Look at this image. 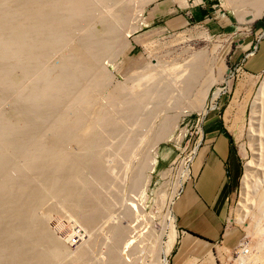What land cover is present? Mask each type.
Returning <instances> with one entry per match:
<instances>
[{
	"label": "bare ground",
	"instance_id": "1",
	"mask_svg": "<svg viewBox=\"0 0 264 264\" xmlns=\"http://www.w3.org/2000/svg\"><path fill=\"white\" fill-rule=\"evenodd\" d=\"M148 1L0 0V264H135L142 251L154 254L152 232L137 234L150 221L138 199L151 163L147 139L134 155L125 133L149 125L153 141L168 132L167 116L170 121L200 60L197 54L185 60L180 79L171 75L178 85L166 74H158L160 81L111 85L104 62L130 42L133 19ZM226 3L250 8L241 15L248 20L264 13V0ZM127 154L130 166L112 176ZM259 198L255 207L264 232V194ZM54 213L73 216L87 232L77 235L73 250L70 236L60 238L49 226ZM134 238L138 242L129 244ZM249 256L264 263V239Z\"/></svg>",
	"mask_w": 264,
	"mask_h": 264
},
{
	"label": "rangeland",
	"instance_id": "2",
	"mask_svg": "<svg viewBox=\"0 0 264 264\" xmlns=\"http://www.w3.org/2000/svg\"><path fill=\"white\" fill-rule=\"evenodd\" d=\"M140 10L139 15L136 13V19H133L134 28L126 35L127 42H130L120 49L112 61L104 62L113 75L111 85L119 83L130 87L136 82L140 85L155 78L160 81L159 76L164 74L178 85L179 81L175 80L180 75L177 73H185L186 62L195 54L199 57L200 67L187 93L178 99V106L170 111L173 120L169 121L167 116L168 128L171 126L168 132L154 139V142L151 140L153 130H147L151 128L149 125L145 126L148 128H129L128 133H125L126 137H131L130 152L132 150L137 155L145 147L150 152L151 163L144 169L145 182L138 199L151 222L139 228L137 234L143 238L148 234L147 231L152 232V241L158 243L156 246L159 248L156 249L154 245L153 252L156 255L142 251L141 258L135 264H163L162 257L165 255V264H170V248L177 240L176 232L179 231L173 210L174 201L186 180L191 177L192 166L198 162L199 152L208 150L218 135L228 142L233 173L221 224L226 248L216 261L211 259L210 264H231V259L235 257L234 250H238L241 243L246 245L248 253L240 256V260H244L243 264H254L249 254L264 239L262 220L258 219L255 207L261 199L259 197L264 194V147L260 144L264 139L258 132L262 126L264 70L254 73L243 64L245 56L255 45L257 35L261 33L254 32L253 26L264 18V13L248 20L242 16L250 12V8L237 9L227 4L226 0H149ZM171 75L176 78L171 79ZM144 140L148 147H144ZM130 159L129 154L124 157V165L122 162L123 167H119L121 173L125 164L130 166ZM119 170H114L112 176L118 173L122 176ZM120 182L125 184L122 180ZM249 189L250 194L247 193ZM72 217L54 213L49 219V226L55 235L74 239L73 244L67 237L71 250L77 244L75 240L87 234L84 227ZM121 222L127 224L129 220L121 218ZM106 234L102 231L99 233L102 236L100 238L106 239ZM137 240L134 238L129 244L137 243ZM87 261L90 263V260H81L83 264ZM194 261H185V264H202ZM81 262L77 260L72 264Z\"/></svg>",
	"mask_w": 264,
	"mask_h": 264
},
{
	"label": "crops",
	"instance_id": "3",
	"mask_svg": "<svg viewBox=\"0 0 264 264\" xmlns=\"http://www.w3.org/2000/svg\"><path fill=\"white\" fill-rule=\"evenodd\" d=\"M263 29L264 18H261L253 30L258 33ZM243 65L254 73L264 70V35L256 39ZM198 157V162L192 166L191 177L174 201L179 231L170 248V264H185L190 260L192 263L195 260L194 263L210 264L211 259L217 260L226 248L221 224L233 173L228 142L218 135L212 146L199 152Z\"/></svg>",
	"mask_w": 264,
	"mask_h": 264
},
{
	"label": "built area",
	"instance_id": "4",
	"mask_svg": "<svg viewBox=\"0 0 264 264\" xmlns=\"http://www.w3.org/2000/svg\"><path fill=\"white\" fill-rule=\"evenodd\" d=\"M262 35H264V29L261 30V33H259L256 37V39H259ZM247 248L245 244H240V248L238 250H234L235 257L231 259V264H243L244 260H240V256H245L247 254Z\"/></svg>",
	"mask_w": 264,
	"mask_h": 264
},
{
	"label": "water",
	"instance_id": "5",
	"mask_svg": "<svg viewBox=\"0 0 264 264\" xmlns=\"http://www.w3.org/2000/svg\"><path fill=\"white\" fill-rule=\"evenodd\" d=\"M231 141V140H230Z\"/></svg>",
	"mask_w": 264,
	"mask_h": 264
}]
</instances>
